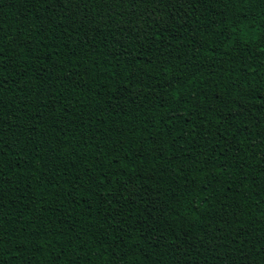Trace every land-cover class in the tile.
<instances>
[{
  "label": "trees",
  "instance_id": "1",
  "mask_svg": "<svg viewBox=\"0 0 264 264\" xmlns=\"http://www.w3.org/2000/svg\"><path fill=\"white\" fill-rule=\"evenodd\" d=\"M0 264H264V0H0Z\"/></svg>",
  "mask_w": 264,
  "mask_h": 264
}]
</instances>
